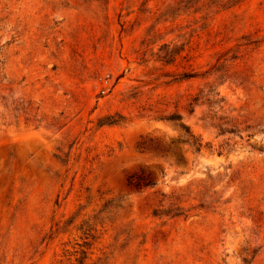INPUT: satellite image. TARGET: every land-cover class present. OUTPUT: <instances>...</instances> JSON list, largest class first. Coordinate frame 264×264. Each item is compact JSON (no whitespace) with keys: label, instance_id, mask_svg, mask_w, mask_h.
Returning <instances> with one entry per match:
<instances>
[{"label":"rangeland","instance_id":"rangeland-1","mask_svg":"<svg viewBox=\"0 0 264 264\" xmlns=\"http://www.w3.org/2000/svg\"><path fill=\"white\" fill-rule=\"evenodd\" d=\"M0 62V264H264V0H0Z\"/></svg>","mask_w":264,"mask_h":264},{"label":"trees","instance_id":"trees-1","mask_svg":"<svg viewBox=\"0 0 264 264\" xmlns=\"http://www.w3.org/2000/svg\"><path fill=\"white\" fill-rule=\"evenodd\" d=\"M160 53L164 54V56H162V60L161 61H164V63H167V64H170V62H167L165 61L168 57H172L174 55H176V57L179 55V52H176V49H170V47L168 45H165L164 47H162L160 49ZM161 57V56H160ZM170 61V60H169ZM175 61V60H174ZM172 61V62H174ZM0 65H1V62H0ZM206 74H208V72H206ZM210 76V74H208ZM200 77H203L204 78V73L203 74H200L198 72H191L189 74L187 73H184L182 75V80L184 79H198ZM2 83V82H1ZM212 86L211 85H205L203 88L200 89L198 95L193 99V103H191V105H198L200 103V101L202 99H206V102L208 104H211V103H215V101H211V97L213 98L214 100V97H219L220 94L214 90H212ZM1 90V89H0ZM5 91L6 89L5 88H2V95H1V99L3 102L7 101L8 98H11L10 95H6L5 94ZM221 101V99H220ZM217 102V101H216ZM15 103V101H14ZM22 105V103H20V106ZM30 108H31V104H27L25 106H22L19 110L22 111L24 114H27L29 111H30ZM16 111H18V109H15ZM19 113L17 114V117H18ZM163 120H167V121H178V122H181V126L184 130H188L187 126L182 122V117L179 115H170V116H164L162 118ZM115 122H109V124H114ZM222 133L224 132H232V131H227L226 129H221ZM193 146L196 147V150L197 151H201L203 146L201 143H198L197 140H195L193 142ZM154 177L155 175L154 174H149L148 176H145V177H139L135 180L134 179V176L131 177L129 180H128V185L130 187H133L135 189H141L143 187H153L156 185V183L154 182ZM168 199H171L170 201V210L169 211H166V210H162V211H156L154 213L155 216H159V215H170V214H173V217L175 216H180V213L182 211V209L180 207L177 206V203L176 202H173V201H177L178 198H176L175 196H169Z\"/></svg>","mask_w":264,"mask_h":264}]
</instances>
